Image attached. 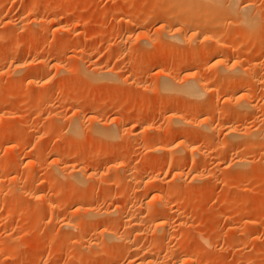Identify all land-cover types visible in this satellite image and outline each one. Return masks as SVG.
<instances>
[{"label":"rangeland","instance_id":"1","mask_svg":"<svg viewBox=\"0 0 264 264\" xmlns=\"http://www.w3.org/2000/svg\"><path fill=\"white\" fill-rule=\"evenodd\" d=\"M171 2L66 0L55 9L57 0H0V198L5 200L0 202V213L4 218L2 221L0 216V264H133L136 258L137 264H145L146 255L164 264H181L193 255L200 256L198 264H264L263 151L258 147L248 150L242 142L240 146L229 147L226 133L220 130L213 140L211 152L213 161L219 163L212 161L207 166H199L197 169L199 174L203 173V178L197 181L192 180L194 169L189 164L183 166V178L176 181L172 169L175 167L166 161L169 153L166 156L162 152L152 153L155 140L159 138L167 139L175 150L180 148L177 143L182 138V141L196 142L199 123L182 125L183 136L177 138V128L174 125V131L172 125L179 116L194 120L199 104L214 106L221 93L227 92L228 97L234 94L233 87L215 83L210 85L213 90L209 87L208 94L199 100L184 102L174 97V102H184L186 108L181 113L166 114L172 99L165 91L168 80L163 75L177 79L179 86L188 83L191 78L175 65L184 60L186 65L193 66L195 59L188 58L189 61L183 56L195 51L204 40L191 43L190 40L179 42L169 38L173 22L156 16L162 18L158 21L155 15L162 11L173 16L181 12L182 5L173 6ZM253 6L261 13L259 23L262 24L258 28L264 32V0L254 1ZM53 9L54 14L49 13ZM233 16L223 18L227 40H237L240 45L245 39L248 43L255 37L256 30L249 34L247 24L243 23L244 16ZM37 17L40 21L34 24ZM51 24V29L42 36L41 29ZM242 31L248 36L244 38L246 32L242 34ZM239 35L243 36L241 40ZM245 44H241V48L246 47ZM262 47L264 51V42ZM82 49L86 50L84 57L80 55ZM200 50L206 52L208 48L201 47ZM259 58L264 66V52ZM84 68L95 71L93 74L114 72L117 79L93 83L82 73ZM35 74L39 82L31 84ZM243 76L249 79L247 75ZM211 92H215V98L210 97ZM263 92L264 88L259 86L258 94L262 96ZM224 100L217 102L220 111L213 120L217 124H222L228 117L238 121L232 113H226L235 110V100L231 103ZM256 105L262 119L263 102L257 101ZM259 118L245 116L237 123L242 124L241 128L244 124L253 129L261 124ZM75 123L79 125L78 132L71 128ZM132 126L134 130L130 129ZM159 128L161 133L157 134ZM104 131L113 136L102 138L97 133ZM78 142L83 145L78 151L79 156L71 159L69 156ZM199 142L197 144L207 152L206 145L200 139ZM222 146L226 153L223 152L221 157L218 151L223 149ZM180 151L185 154L182 148ZM59 153L66 158L56 163ZM240 154L251 157L256 163L259 161L260 165L250 162L247 168L235 167L232 161ZM16 157L22 161L18 168L13 167ZM86 157L99 162L94 171L96 177L89 180L82 177L84 182L75 185L76 178L68 179L67 175L83 169ZM33 167L38 170L36 185L43 184L44 192L40 197L27 196L22 191L12 195L11 187L19 185L21 178ZM143 171H146L145 180L155 182L159 189L160 185L170 184L175 189L179 186L176 192L163 195L164 200L180 197L184 201L174 203L175 210L181 215L171 220V238L166 242L158 239L156 246L153 245L154 239L157 240L155 227L149 218H145L138 229L124 225V219L140 215L136 207L157 203L155 195L161 194L160 190L150 194L133 190ZM62 194L67 197L65 202ZM41 197L47 204L42 203ZM125 204L128 209L122 208ZM11 207L14 208L12 211ZM93 207L110 211V219L105 215L98 220L100 222L81 228L87 210ZM72 218L80 224H76V228L64 227ZM110 226L116 232L119 230L125 241H116L113 247L106 249L103 242L111 240L103 237L102 232ZM94 231L96 236L91 237ZM202 236L209 237V243L213 245H206ZM12 238L15 247L2 252L3 242ZM165 245L174 248L175 258L168 254ZM144 246L147 251L137 250ZM20 249H23L22 256L13 259Z\"/></svg>","mask_w":264,"mask_h":264},{"label":"bare ground","instance_id":"2","mask_svg":"<svg viewBox=\"0 0 264 264\" xmlns=\"http://www.w3.org/2000/svg\"><path fill=\"white\" fill-rule=\"evenodd\" d=\"M172 1L173 2H171V3H173V6L182 5V6H180L181 9L183 8L181 10V12L175 14L174 16L171 13H170L171 15L168 13H166V15H165L164 13L166 11H164V12L160 11L161 14L159 12H158L159 14H157V15H155L156 13L154 14L155 18H156V16H158V17H162L166 22H171V21L173 22L172 23L173 24V26H172L173 30L170 28L172 30V31H169L171 34L168 33L171 36L169 38H172L175 41H179V42L180 41L181 42H187L188 40H190L191 43H194V42L198 43V42H200L199 39L201 40V38H203L204 40L202 42H200L201 44L198 45L197 48L194 49L195 51H191L189 53H186L187 55L183 56V57H187L185 59H188V58L195 59L194 60L195 63L193 64V66L192 65H190V66L186 65V62L184 60L177 62V64L175 65L177 67L176 69H182L183 72L186 74L185 76L191 78L190 81H188V83H186L185 85L179 86L178 85L179 82L177 81V79L172 78L171 75H168L165 73H164L165 75L162 74L164 76V79L168 80L167 82L169 83V84L167 83V87L165 88V91L168 93L169 99H172L171 107H170V109L168 108L169 110L166 112V114L178 113V112L181 113V111L186 108V106H185L186 103H184L185 101L193 102V101L199 100L200 98H202V96H204L205 94L206 95L208 94L207 91H209L210 85L216 83V84H220V85L225 86V87L226 86L233 87V89H234V94H232V96L229 95V97H228L227 92L221 93V95H219V97L216 96L218 101L221 99H225L224 101L226 103H231L232 101L235 100V104H236L235 110H231L232 111L231 112L230 110L226 109V110H228V112L226 111V113H232L233 116H235L234 118H239V120L245 116L246 117L251 116V117L256 118V119H257V117L259 118V115L257 113L258 112V106L256 105V102L257 101L263 102V105H264V92H263L262 96H260L258 94L259 86H260V88H261V86H262V88H264V66L262 65L261 61L259 62V59H260L259 57L264 52L263 47H262V43L264 42V32H261L260 28H258L260 26L259 24H262V23H259L260 19H261L259 15L261 13L259 14V10H255L256 8L253 6L254 1L256 3V0H250L249 3H245V4H243V2H242L241 3L242 5L239 2L240 0H226V1H222V0H172ZM57 2H58V5L55 9L60 8V6H62V4L66 3V0H57ZM252 8L253 9L255 8L254 11ZM55 9L51 10L49 13H52ZM167 12H169V11H167ZM223 13L224 14L226 13L225 16L226 17L229 16V18L234 17L233 15L237 16V14H239L240 16L241 15L244 16L245 20L243 19V17H241V22H242V20H244L245 22H243V23L247 24L246 29L251 32V33L250 32H248V33L253 34L252 33L253 30H256L255 32H257L255 37H251V38H253L251 41H249L251 44L249 42L246 43L245 39H244V42L246 44L244 42H240V43L245 44L246 47L241 48L242 45L241 44L238 45V43H236L237 40H234V39L233 40L232 39L227 40L226 36H228V35L225 32V30L223 29V24H224L223 21L225 20V19L223 20V18L225 17ZM53 14H54V12H53ZM1 18H2V16H1ZM152 18L154 20L153 16H152ZM162 18H159V19L162 20ZM39 19L40 18L37 17V20H35L34 24L39 23V21H40ZM156 19L159 21L158 18H156ZM230 20H233V19H230ZM236 22L238 24L237 20H236ZM52 24H53V22H52ZM52 24L48 25L43 30L41 29L40 33L42 34V36L44 35L45 31L47 29H49V27L52 26ZM239 24H240V22H239ZM246 24H244V25L246 26ZM245 32L242 31V34ZM248 33L246 32L244 34L245 35L244 38L246 36H248L247 35ZM239 34H241V32ZM239 37L241 40V38L243 36L239 35ZM235 38H237V37H235ZM201 47H206V48H208V50L206 52H201V50H200ZM80 53H81L80 54L81 57L83 55L85 56L86 50L82 49L80 51ZM191 61H193V60H191ZM55 65L57 66L58 64H55ZM50 67H51V65H50ZM54 68L56 69V67H54ZM52 69H53V66H52ZM84 70H85V68H84ZM90 70H85L82 73H84L85 77L88 76L87 78H89V80L93 83H94V81L100 82L104 79H108V80L117 79L115 74H113L114 72L104 71V72H100V73L96 72V74H93L95 71L92 72ZM89 71H90V73H89ZM91 72H92V75H91ZM243 74H245V76L247 75L249 77V79L247 77H244ZM38 78L39 77L36 74L33 75L30 83L31 84L38 83L39 82ZM210 88H212V87H210ZM211 90H213V88ZM212 92L210 94V97L215 98L214 95H216L215 92H217V90L214 93H212ZM165 96H166V94H165ZM171 96H172V98H171ZM174 97L176 99L180 98V100H183L184 102L177 103V100L174 102V100H175V99L173 100ZM218 101H215L216 104ZM17 102H21V101H17ZM15 104L18 105L21 103H15ZM202 104L201 105L199 104L197 106L198 109H196L197 111H195V113H194V115H195L194 120H188L187 118L181 117V115H180L179 116L180 119H178L176 121V123H174L172 125L173 127H174V125L176 126V128H177L176 131H175V127L173 129L177 134V138H179V137L183 136V132H182L183 130H181V128L183 127L182 125L192 126L195 123H199V125H198L199 130L197 133H195L197 138L194 136V138L198 139L196 142H192L189 140H186V141L183 140L182 141V139H184V138H182V139L180 138L181 141L179 140V143H177V146H180V148L183 149L185 154L180 153L181 152L180 148L179 149L177 148L176 150L173 149L174 147L172 148V146H171L172 143L167 142L166 141L167 139L164 140L165 138L164 139L159 138V140L158 139L155 140V141H157V143L154 144L155 149H154V152L152 151V153L155 154V152L156 153L162 152L161 154H164V156H166L165 154L169 153L170 157H169V159H166V161H169V164L171 163L174 165L175 168H172V169L174 170L173 175L176 178L175 179L176 181H180L183 178V174H184L183 166L185 164H189L190 167L192 166V169H194V171L192 172L193 176L191 175L192 180L197 181V180H201L203 178V173L201 172L202 175L199 174V169L201 168L202 165L207 166L209 163H211L213 161L214 157L211 158V156H212L211 152L214 149V143H213L214 141L213 140L216 136V133L218 134L219 133L218 131H220V130H223L226 133V135L229 139V141H228L229 147H231L233 145L236 146V144H239V146H240V143L242 142L245 145V147L248 148V150L255 149V147H258L261 152L263 151L262 154L264 153V111H263V115L261 116L262 119H260V118L258 119L259 121H261V124L258 125V127L252 129V128H247L248 126L245 127V125L243 124L244 128H241L240 126H242V124H239L240 122L237 123L239 120L235 121L236 119L235 120L230 119L229 117L227 119H225L224 122H222V124H219V123L217 124L213 120L212 117L218 112V110L220 111L218 105H216V104L214 105V103H213L214 106H211V105L210 106L209 105H206V106L203 105L202 106ZM173 115H175V114H173ZM227 115H229V114H227ZM134 126H136V125H134ZM71 128H72V130H74V132L75 131L78 132L79 125L77 123H75V124L71 125ZM130 129L134 130L135 128L132 126V127H130ZM156 131H157V134H159V132L161 133V128L157 129ZM97 133L102 138H109V137L113 136V133H111L109 131L97 132ZM156 138H158V137H156ZM162 138H163V136H162ZM199 139L201 140V143L203 145H206V146H204V149L206 148L208 150L207 152H206V150L203 151V149H202L203 147L201 145H198L200 143ZM259 144H260V146H259ZM154 145L152 148H154ZM82 146H81L80 142L76 143L74 146L75 147L74 153H72L69 156V158H71V159L77 158L79 156L78 151L80 150V147H82ZM222 147L220 149H222ZM172 149L174 151H172ZM215 149H217V147ZM225 149L226 148L223 147L222 150H219L218 155L223 154V152L226 153ZM259 149H257V150H259ZM175 151H177L176 152L177 155L173 154ZM260 151H259V153H260ZM238 156L239 157H237L236 159L233 158L234 160L232 161V162H234L233 165H235V167L247 168V166H250L251 163H253L254 165L256 163L255 162L256 160L251 159V157L249 158V156L248 157L242 156L241 154ZM262 156H263L262 157L263 159H261V165L263 166V169H264V155H262ZM221 157H222V155H221ZM64 158H66V156L59 153L58 158L56 159V163L61 162ZM224 160H226V159H224ZM163 161H165V160H163ZM221 161H223V160H221ZM13 162H14L13 163L14 168H18L22 164L21 159H18L17 157L14 159ZM213 162H215V164L219 163L216 160ZM258 163L260 165L259 161H258ZM258 163H256V164H258ZM98 165H99L98 161H95L89 157H86L84 159V166L85 167L83 169H79V170L76 169L73 173L70 172L72 174L70 176L67 175V177H68V179H72V177H75L76 178L75 180L77 181V182H75V185H78L80 183L82 184L84 182L82 177L87 178V180L96 177V173L94 171H96V167ZM199 166H200V168H199ZM58 168H59V166H58ZM197 168H199V169H197ZM242 170H244V169H242ZM37 171L38 170H36V167H33L23 178H21L19 185H14L13 187H11L12 195L16 196V194H18L19 192L21 193V191H22L27 196L34 197V196L39 195V197H40L41 194L44 192V186H43V184H41V185L37 184L36 185V183H37ZM145 173H146V171H143L142 174H140L141 177H138V185L135 186L133 188V190H135V192H137V191L140 192V191L144 190L148 194L153 193V192L155 193L154 190H156V191L160 190L161 194H158L159 193L158 192L157 196L155 195V197L158 198V202L157 203L150 202V203L146 204V206H143V204L140 203L141 206L138 209L135 206L136 207L135 209L137 210L138 214L140 213V215H137L134 218L130 217V218L124 219V225H125V227H129V228L132 227L133 229H138V226L141 225V223L145 220V218H149L151 223L155 227L154 231L156 234L155 233L154 234H155L157 240L154 239L155 243L153 245L156 246L158 239L165 241L166 239L168 240L171 238L172 232H171V230H169V228H170L169 226H171V220L173 221L175 216H179V214L181 215V213L178 214L177 211L175 210L174 203H176V202L180 203V201H183V198L177 197L173 201L164 200L163 195L167 194L168 192H173V191L176 192V190L179 188V186H177L178 188L175 189V187H173L170 184L166 185L165 187L160 185L161 188L159 189L157 187V185L155 184V182L152 183L150 181L145 180ZM65 175H66V173L64 174V176ZM134 176H136V175L134 174ZM157 180H159L158 177H157ZM160 180H161V178H160ZM162 181H163V179H162ZM13 182H16V181L13 179ZM173 184H175V183H173ZM52 186H54V185H52ZM135 192H133V193H135ZM64 195H65V193H64ZM64 195L61 198L65 202V200H67L66 199L67 197L65 198ZM68 196L70 197V194ZM2 199L3 198H0V202L5 201V200L3 201ZM40 199H42L41 201L45 205V203H46L45 199L42 197ZM40 199H39V201H40ZM243 200H244V198H243ZM49 204L50 203H48V205ZM133 206H132V208H134ZM98 207H100V206H98ZM98 207H93V208H90L87 210V212H88L87 216L85 215L86 217H84L85 219L82 221V224H80L78 222L75 223L77 219L74 221V219L72 218L71 220H73V221L70 220V222L64 224V227H67L68 229H69V227H75L76 228L77 225L80 224V227L82 228V226L86 227V225L89 223H96L95 221L100 222L98 220H101L102 218H104L105 215H108L110 211H108V210L104 211L105 209L103 210V209L98 208ZM122 208L128 209V204H125L124 206H122ZM10 209L12 211L14 208L11 207ZM119 209H121V208H119ZM8 214H10V213H8ZM8 214H7V216H8ZM74 214L76 215L77 213H74ZM144 214H145V216L147 214V216L145 217ZM109 215H111V213ZM109 215H108V219H110ZM0 216H1V220H2L3 215L1 213H0ZM74 216H72V217H74ZM76 217H77V215H76ZM76 217H74V218H76ZM80 218H81V216H80ZM82 219H83V217H82ZM3 220H4V218H3ZM180 223L182 224V222H180ZM181 224H180V226H181ZM183 224L185 225V223H183ZM85 227H83L84 231L86 230ZM117 231L119 232V230H117ZM118 232H116L114 230L113 226L107 227L102 232L103 237L109 238L111 240V242H113V243H111V242H105L104 241L103 243L105 244L106 249H107V246L109 248L113 247L115 245L116 241H123L124 240V238H123L124 235L122 237V235L120 236V234ZM68 235H70V234H68ZM95 236H96V231L93 232L91 237H95ZM203 236H202V238H203ZM204 237H206V236H204ZM81 238H83V237H81ZM14 240L15 239L12 238V240H10V241H4L2 244V252L4 249L9 250V248L10 249L12 247L14 248L15 244H16V243L14 244ZM203 240L206 243V245H207V243L211 244L210 246L213 245L212 242L209 243L211 241V239L209 237L203 238ZM92 241L93 240H91L90 242L94 243V241L93 242ZM95 244L98 245L96 242H95ZM167 244H170V243H167ZM165 246H166V250L168 251V254L171 257L175 258L176 257L175 255L177 253H175L174 248L170 247V245H168V246L165 245ZM21 250H23V249H20L17 252V254L18 253L19 254L18 255L15 254L14 258L13 257L12 258L18 259L19 256L21 255V252H22ZM112 250H113V248H112ZM137 250H139L140 252L141 251L145 252V251H147V247H145V246L142 248L138 247ZM10 251L9 252L7 251V253H10ZM219 251H221V250H219ZM105 252H106V250H105ZM7 253H5L4 255H6ZM36 254H38V253H36ZM93 254H94V252H93ZM107 255L109 256V254H107ZM145 260H146L145 264H164V262L159 261L157 259H154V258L150 257V255H146ZM199 260H200L199 255H193V256L183 260V263H181V264H198ZM104 262H105V260H104ZM132 263L137 264L138 263L137 258L134 259L132 261ZM211 264H212V262H211Z\"/></svg>","mask_w":264,"mask_h":264}]
</instances>
